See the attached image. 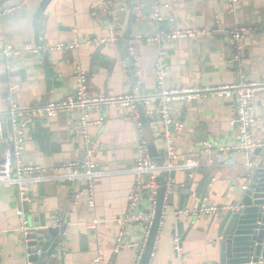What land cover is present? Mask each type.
Returning <instances> with one entry per match:
<instances>
[{
    "label": "crops",
    "instance_id": "0c3cea01",
    "mask_svg": "<svg viewBox=\"0 0 264 264\" xmlns=\"http://www.w3.org/2000/svg\"><path fill=\"white\" fill-rule=\"evenodd\" d=\"M43 1L13 0L20 9L0 19L1 114L12 102L21 107H37L65 100L76 91L79 68L88 77L91 98L125 95L139 100L153 98L157 94L155 67L161 52L165 53L168 65V87L211 89L242 81L264 85V0H239L234 6L228 0H52L39 22L38 46L35 16ZM157 2L161 15L172 21L156 23L153 10ZM107 26H112L117 36V41L109 45H84L62 52L41 51L19 60L9 59L3 52L8 45L19 50L29 44L44 49L60 42L86 43L108 38L111 31ZM239 27L248 30L241 42L242 55L238 57L235 42L220 30L231 31ZM175 28L209 33L195 39L161 44L134 41L137 34L153 35ZM45 54L49 56L50 76ZM141 105L145 109L146 123L141 119L139 109L137 120L123 107L101 105L91 112L93 122L105 118L90 127L97 147L96 161L102 172L95 183L94 207L89 205L83 181L65 182L55 171L63 163L83 162L86 158L79 128L81 113L32 121L25 161L46 169L48 179L32 187L33 202L25 206L29 225L38 232L65 226L66 232L64 235L59 232L58 247L44 263L31 258L32 249L42 250L50 236L47 235L36 250L29 246L20 231L16 190L2 186L1 264H95L99 247L104 250L107 264H136L137 249L127 246L117 250L116 239L122 235L123 243L129 245L142 238L140 226L132 224L122 228L117 222L127 211L128 194L135 180L133 168L139 152L137 121L143 126L148 147L154 143L157 146L159 160L156 162L166 160L162 140L156 136L155 126L159 127L158 131L163 130L158 106L153 101ZM171 110L173 118L182 124L181 131L173 133L178 153L175 163L191 160L197 164L194 168L173 173L178 192L170 197L172 207L165 209L151 264H220V252L215 242L216 226L211 225L214 214L185 219L186 229L192 223L194 227L184 241L178 235L180 253L175 249L173 225L176 209L181 203L180 191H190L185 195L184 211L197 210L203 203L226 210L242 196L248 160L244 153L235 150L238 129L233 103L209 95L189 104L173 103ZM254 114L258 121L253 127V135L264 143L263 88L254 102ZM11 143V131L2 132L0 162L10 155ZM206 143L211 148L200 156L195 154L194 150ZM226 148L231 150H221ZM259 162L256 158L254 165ZM96 218L104 222L97 231H91L86 223ZM45 223L47 227L42 228L40 225ZM60 246L65 250L58 256Z\"/></svg>",
    "mask_w": 264,
    "mask_h": 264
},
{
    "label": "built area",
    "instance_id": "2783aa9c",
    "mask_svg": "<svg viewBox=\"0 0 264 264\" xmlns=\"http://www.w3.org/2000/svg\"><path fill=\"white\" fill-rule=\"evenodd\" d=\"M13 0H0V19L10 16L20 9L19 5L12 2ZM229 4L234 6L239 0H228ZM168 6V5H165ZM153 17L157 24H162L164 21H172L170 18H165L160 13V7L155 5L153 10ZM220 24V21H217ZM111 34L108 38H101L94 41H87L80 43L79 41L60 42L56 45L48 46L44 49L33 47L29 44L25 49L19 50L10 45L4 49V55L12 60H19L23 56L37 54L41 51L62 52L69 50L80 49L84 45L96 47L100 45H109L117 41V36L113 32L112 26H107ZM246 27H239L231 31L220 30L229 36L236 45L237 56L242 55L243 47L242 40L245 38L247 32ZM205 30L191 29V28H175L171 31H162L153 35H134L135 42L146 44H161L165 41L187 40L195 39L201 34H207ZM156 77H157V94L153 98L135 99L131 95L120 97H106L100 96L91 98L88 95V77L86 73L78 69L77 88L76 91L61 102H52L45 106L37 107H21L17 103L12 102L5 113H0V135L3 132L2 125L4 122L11 123V153L0 162V187H14L17 195V209L21 222L20 231L24 235L26 241L30 243V235L36 232L37 229L29 225V218L25 211V206L31 205L33 202L32 187L36 184H41L47 181V170L37 165L28 164L25 161V151L27 142L29 140L28 131L31 123L34 120H41L46 118L58 117L65 113L80 112L81 119L79 121L80 135L84 140V151L86 158L83 162L63 163L58 166L55 171L58 177L65 182H80L85 183L86 192L89 196V205L95 206V188L96 180L102 175L98 168L96 161V144L93 136L90 133V127L94 124H100L105 118L100 117L98 121H92L90 118L91 112L96 110L101 105H111L113 107H123L129 110L130 116L135 120L138 118V106L143 102H155L158 106L160 120L163 126L162 131H158L159 127L155 126L157 138L162 140L165 148L166 160L164 163H158L149 155L148 143L143 137V126L140 122H136L137 136L139 140V152L133 168L135 176L134 185L128 194V208L125 214L117 220L118 224L123 228L132 224L140 226L142 229V238L139 242L125 245L123 243L122 235L116 239V249H122L127 246L135 247L137 249L136 264H139L145 250L146 242L150 236L151 229L154 224L157 206V195L160 189L158 177L165 176L166 182V199L165 208L170 204V197L172 196V188L176 184V179L173 173L179 169H191L197 163L188 160L184 164H176L178 159L177 149L175 147L176 138L171 133L170 128L174 127L179 133L182 129V124L175 120L172 115L171 105L176 102L189 104L199 99L213 95L224 98L233 103L234 122L238 129V146L235 150L244 153L248 160V173L246 177V184L243 186V191H246L254 169L252 162L253 152L264 143L258 141L253 135V127L258 121L254 114V102L258 96L261 88L264 89L263 84L247 83L246 81L238 82L233 85H224L211 89H202L198 87L175 88L168 87L166 84L167 69L165 53L161 52L156 62ZM211 148L209 143L205 144ZM228 151L231 149H221ZM80 194L83 195L82 192ZM219 209L210 207L203 203L197 210H188L179 212V215L186 219L201 217L202 215L215 214ZM60 224V219L57 220ZM104 221L100 219H93L86 223V227L91 231H97L100 224ZM57 223V224H58ZM176 251L181 252L180 238L175 237ZM64 247L60 246L57 250V255L61 256ZM31 255V252H29ZM42 251L36 252L37 257L42 256ZM154 258V254L152 259ZM152 262V261H151ZM44 263V262H43ZM95 264H107L104 250L99 247L97 255L94 260ZM1 264V254H0ZM216 264V263H213ZM255 264H264V259H260Z\"/></svg>",
    "mask_w": 264,
    "mask_h": 264
},
{
    "label": "water",
    "instance_id": "95a60500",
    "mask_svg": "<svg viewBox=\"0 0 264 264\" xmlns=\"http://www.w3.org/2000/svg\"><path fill=\"white\" fill-rule=\"evenodd\" d=\"M52 0H44L41 4L35 16V30L37 35V45L40 46L38 31L40 19L46 10L47 6ZM45 64L47 66V72L50 76V62L49 56L45 54ZM141 119L146 123V113L142 105L138 106ZM3 134H7L11 131L10 121L4 122L2 125ZM171 133H176L174 127L170 128ZM208 146L203 145L194 150L195 154L200 156L208 150ZM149 155L153 160L158 159V149L156 144H152L148 147ZM256 158L259 159V164L254 166L251 181L246 191L242 192V196L239 200L235 201L232 207L226 210H218L212 218V226H216V240L220 252V264H255L262 258L264 259V146L257 148L254 151L252 162L255 164ZM160 189L157 195L156 215L153 227L150 232V236L146 242L145 250L143 252L141 261L139 264H151L152 256L156 250V243L159 237L161 226L163 224L164 212H165V199H166V182L165 176L158 177ZM173 186L172 193L178 191ZM177 191V192H176ZM190 191H180L182 195L181 203L178 209H176V222L173 225V234L181 236L183 241L187 237V234L193 229L192 223L188 229H186V218L179 215V212L184 211L186 206V197ZM173 195V194H172ZM172 199V198H171ZM170 199V201H171ZM205 198L202 200L204 202ZM168 207H172L171 203ZM195 218V217H194ZM42 228H46V223L40 225ZM213 226V227H214ZM59 232L64 235L66 227L53 228L49 227L43 231L39 230L31 234L30 245L35 248L39 247L47 235L50 236L49 241L42 247V256L37 257L36 252L32 249L34 260L43 262L45 258L53 256L58 247ZM36 233V234H35ZM181 247V243H180Z\"/></svg>",
    "mask_w": 264,
    "mask_h": 264
}]
</instances>
